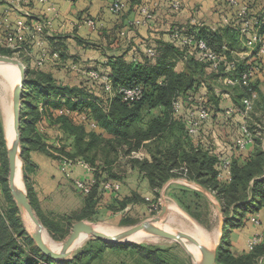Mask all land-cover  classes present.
Masks as SVG:
<instances>
[{"label": "trees", "instance_id": "16d2710c", "mask_svg": "<svg viewBox=\"0 0 264 264\" xmlns=\"http://www.w3.org/2000/svg\"><path fill=\"white\" fill-rule=\"evenodd\" d=\"M130 1L136 3L135 0ZM251 1L254 0H241L238 7L244 4L252 14L253 8L257 5ZM255 1L261 4L263 0ZM224 6L230 10H235L237 7L231 5L228 0L224 1ZM181 8L174 10L178 12ZM140 9L137 10L139 13L137 18L141 16ZM124 10L118 14L113 13L120 15ZM149 11L152 13V19L145 25H150L155 19V12L151 9ZM261 12L264 15V10ZM250 16L253 17V15ZM139 26L143 25L130 24V22L128 24V27L133 28ZM175 31L190 35L195 40H204L211 50L224 56L225 61L219 66V72L208 73L206 67L209 64L198 59L197 51L172 40L170 35ZM29 32H31L29 37H32L34 29L32 28ZM262 32L264 33V26L261 29ZM36 33L38 32L35 30V35ZM167 35L169 41L161 42L162 45L157 48V51H151L140 62L135 59L128 61L123 55L111 57L108 61L112 70L110 73L97 67H82L78 57L68 55L66 37L63 34L47 37V48H44L41 53H47L49 59L42 65H37V56L33 55L32 44L29 41L25 40L24 47L18 48L21 51L20 57L25 60L22 62L27 66L26 69L28 68L23 86L20 119L23 142L29 141L35 150L49 151L47 144L43 143V132L40 128L43 122L47 121L59 136V147L54 148L60 157L53 156V158L60 162L66 159L75 165L82 161L92 168V178L87 180L90 182L88 193H84L73 182L74 188L82 196L80 207L69 213L59 214L60 216L53 218V221L42 216L37 210L34 194L30 189L28 196L31 204L43 225L51 233H56L65 223L69 224L73 220L78 222L96 215L97 210H94V207L102 195L108 194L115 200L123 201V205L144 201L145 197H142L136 189L127 193L122 192V187L127 185L125 179L131 173L130 171L137 172L138 179L147 181L149 192L152 191L155 198L168 181L185 178L213 193L223 209L225 217L223 234L217 250V264H264V234L262 241L240 255H235L231 250L229 236L232 229L240 228L248 221L256 225L250 221L249 217L264 208V93L259 89V84L264 82V77L258 76L249 86L240 83L232 85L231 88V100L237 109L236 114H229L231 117L241 118L238 112L243 109L245 98L253 102L250 113L244 120L241 118V125L244 121L251 133L254 144L252 152L237 155L243 150L237 147L234 148L236 150L233 154L228 156L215 152L211 147L202 146L199 134L202 125L210 118L202 123L196 135L190 134L187 129V116L191 109L200 105L205 106L213 118L212 108H210L212 102L215 110L221 111L220 97L215 94L214 89L219 82L221 83V77L224 75L222 73H225L224 71L231 66V63H234V68L228 73L239 76L244 68L248 67L249 62L253 63L260 58L254 55L255 60L240 59L232 55L228 49L223 48L224 38H231V33L229 35L227 29L213 31L205 26L196 27L189 24L173 27ZM75 40L81 44L85 43L78 36ZM14 52V48L0 46L2 55L11 56ZM69 57L72 60H69ZM182 60L184 64L181 65ZM73 66L81 71L76 72ZM63 68L74 71L82 78L73 86L58 81L52 70ZM91 70L107 74L115 91L123 86H139L142 89L141 97L126 101L119 93L112 94L107 91L104 84L89 77L87 73ZM204 82L207 84L208 100L199 94V87ZM177 100L183 104L180 112L175 111ZM58 110L63 112L59 114ZM27 129H30L29 134H26ZM241 134L240 127L239 135ZM196 141L199 142L196 143ZM6 147L0 120V154L2 155L0 176L4 170L7 172ZM138 153L143 155L138 156ZM220 157L229 160V175L224 176ZM26 163L28 164L27 159ZM25 171L28 173L27 169ZM25 175L28 178L27 174ZM108 182L120 183L121 187L116 192L108 191L104 188V184ZM193 193L196 197L204 194L195 191ZM5 195L10 206L4 210L0 208V264H54L56 260L42 252L39 253V250L35 258L31 257L29 261L24 259L27 254L23 250V243L14 233V228L19 225L16 215L18 210L12 202L7 186ZM122 195L124 198L121 197ZM111 209L114 208L111 207ZM6 211H9V216L6 215ZM262 225H264V216L261 217V223L257 226ZM28 240L31 241L30 237ZM94 241L99 249L96 250L98 253L107 246L122 245L98 238ZM124 247L152 263L171 264L169 261L162 260L165 251L160 248L145 244H125ZM94 251L88 247L77 250L68 264H89L92 258L88 261L86 258L92 256Z\"/></svg>", "mask_w": 264, "mask_h": 264}, {"label": "crops", "instance_id": "0c3cea01", "mask_svg": "<svg viewBox=\"0 0 264 264\" xmlns=\"http://www.w3.org/2000/svg\"><path fill=\"white\" fill-rule=\"evenodd\" d=\"M135 1L136 3L125 0L126 8H124V12L120 15H115L111 10L112 0H0V31L7 28L5 24L12 27L19 21L26 24L30 29L33 28V36L29 37L31 32H27L24 37L26 42L29 41L32 44V53L35 57H38L44 51V48H47V37L63 34L66 37L69 56L75 55L78 57L82 67H97L107 73L112 71L108 65L111 57L123 55L128 61L135 59L140 62L151 51H157V48L162 45L161 42L169 41L167 34L171 28L189 24L196 27L205 26L213 31L227 29L229 35L231 33V38H224L223 48L228 49L237 58H253L247 45V42L252 37V32L250 30L243 32V27L245 20L252 18L250 15H253V17L260 15L264 19L263 12H261L264 10V0L261 4L255 0L251 1L257 6L253 8L252 14L247 11V15L241 14L242 6H237L235 10L226 8L224 6L225 0H178L182 6L178 12L173 8L172 0ZM142 6H147L155 12L153 23L136 28L128 27L129 22L139 16L137 10ZM224 9L227 10L225 11ZM258 13L259 15L256 16L255 14ZM260 26V28H258L259 26H254L253 28L261 33L264 24ZM35 30L38 32L36 33L37 35H35ZM125 30L126 34L122 36L121 33ZM261 34L263 35L264 33L262 32ZM76 36L82 38L85 43H78L75 40ZM69 60H72V58L69 57ZM180 64H184V60ZM64 69L67 68L52 70L55 72L54 76L58 81L73 86L82 78V76L70 69H67L71 73L68 74L67 79L65 76L61 77V72L66 71ZM218 70L210 65L206 67L208 73H218ZM224 72L221 80L226 81L228 92H223L225 90H222L216 95L220 97L219 109L222 112L221 115L226 117L223 118L225 120H218V115L221 112L215 110L214 103L212 104L211 102L210 105L213 112V122H220V125H223L222 127L228 126L230 115L236 114V112L230 113V115L227 113L229 108H235L231 100L232 85L229 86L227 80L238 77L234 76V73L229 74L228 70ZM203 86L206 87L205 99L208 100V89L205 82L199 87V94H201L200 91H202ZM259 89L264 93V82L259 84ZM214 91L216 92L215 89ZM62 112L63 110L57 111L59 114ZM215 125L214 127L216 128L217 125ZM213 136H215V132H213ZM228 139L222 140L223 142L220 143L210 136L209 140L206 142L202 141L201 145L211 147L215 152H222L229 156L235 150L231 145H228ZM198 142L196 141V143ZM215 145L217 149L214 147ZM253 150L254 144L251 142L237 155L248 154ZM55 163V161L52 163L48 161V163L44 162L43 164L41 161L42 165L37 163L38 169L36 172L39 175L34 174L36 173L35 171L31 176L28 175L29 173L27 174L33 181L34 192L39 191L47 200H54L58 196L59 191H69L68 186L71 183L73 184V182H69L70 184L65 183V177L67 176L64 173L62 176L61 171L58 170L57 166L60 168L61 165L57 164V170L53 169L52 164L55 165ZM68 170H77L80 174L78 177L82 179H86L85 176L89 177L90 174L87 173V169L78 164L71 166ZM130 172L125 179L127 185L122 187V192L127 193L130 190H134V187L140 183L139 180L142 181L143 187H146L149 192L147 181L142 178L138 179L137 172ZM67 174L70 175V178L71 174L69 172ZM134 184L136 185L134 186ZM263 234L264 225L257 226L248 222L247 225L244 224L240 228L232 229L229 235L231 250L235 255L247 252L249 243L254 236H261L262 241Z\"/></svg>", "mask_w": 264, "mask_h": 264}, {"label": "rangeland", "instance_id": "374dc122", "mask_svg": "<svg viewBox=\"0 0 264 264\" xmlns=\"http://www.w3.org/2000/svg\"><path fill=\"white\" fill-rule=\"evenodd\" d=\"M1 31H0V37H1L0 46L4 42ZM11 56L25 62V60H23V58L20 57L21 51L18 48L15 49V52ZM5 69L8 70H2L0 68V120L3 126L4 138L7 146L9 137L8 135L7 136L5 135L6 121H5L4 109L7 110L9 109L12 111L13 87L15 84L19 82V80L13 82V76H14L13 68L5 66ZM67 69H64L66 71L61 72L60 74L61 77L65 76L66 79L68 77V74H71L70 71H68ZM225 83H226L225 80H221V83L219 82L218 85L215 86V90H216L215 94H218V92L222 90H225L223 92H228V90L226 89L227 85ZM200 93L202 97H205V93H206L205 86H203V89L202 91H200ZM221 114L222 112L218 115L219 116L218 120H225L223 118L226 117H224ZM228 121L230 122L228 126L222 127L223 125H220V122L219 123L213 122V118L210 116V119L202 125V130L199 134V138H201V142L208 141L210 136H212L214 140H217L220 143L223 142L222 140H226L229 138L228 145H231L232 148H237L236 139L240 132L241 118L239 116H234L229 118ZM214 124L217 125V126L215 125L216 128L214 127ZM40 128L42 130L41 132H43V138H44L43 143L47 144L49 151L45 152V151L35 150L33 149V145L29 141L23 142V139L21 137V150H22L21 180L23 183V188L26 189L27 192H29L30 189L32 190L34 194V202L36 204L37 210L42 214V216L53 220V218L56 219L61 214L69 213L71 210L81 206L82 204L81 193H79L76 190V188H74L73 184L72 183L70 184L69 182H74L75 180L82 178L78 177V175L80 174L77 172V170L76 171L65 170L64 162H60L53 158V156L60 157V154L54 148V147H59L58 145L59 136H57L58 135L57 131L54 130L51 126H49L47 121L43 122V125ZM213 132H215V136H213ZM29 133H30V129H27L26 134ZM214 147L217 149L216 145ZM26 159L28 160V164L26 163ZM6 160H7V172L4 170L0 176V208L2 210L6 208L8 209L9 208L8 206H10L8 205L10 203L5 195V187L7 186L9 188L8 185L9 167H8V158H7V147H6ZM53 160L56 162L55 165L52 164L53 169L57 170L58 168V170L61 171L60 172L61 175L64 173L67 176L65 177L66 179L65 183H68L70 185L68 186L69 191L67 190L59 191L58 196L55 197L54 200H47V198H44V195L41 194L39 191L34 192V187L32 186L33 181L31 177L26 178L25 174L29 173L28 175L31 176L32 173L34 171L36 172L38 169L37 163L41 164V161L43 162V164L44 162L48 163V161L52 163L54 162ZM57 164L59 166L61 165L60 168L57 166ZM74 165L75 164H72V166ZM1 168H2V155L0 154V169ZM29 168L30 170L28 171ZM26 169L28 173H26L25 171ZM67 172L71 174L70 178H69L70 175H68ZM87 173H90L89 177L92 178V171H88ZM34 174H37V172ZM89 177L85 176L86 180H90L87 179ZM139 181L140 183L137 186H135L136 184H134L135 186L134 188L136 189L137 192H139L142 195V197L143 196L145 197L144 201L140 200L137 203L135 202L127 203L126 205H123V201L115 200L111 198L108 194H106L105 196L102 195L99 202L94 207V210H97V214L91 218L90 217L84 218L83 220L93 225H103V226L111 227L115 230L122 231L127 228H130L133 225H136L145 220L155 217L161 211L162 206L165 205L167 206V213L158 223L159 226L165 228L170 227L174 232L181 231L188 234L189 233L188 230H190L193 222L210 234L215 235L219 233L218 226L220 222V217L216 205L220 203L217 200V198L214 196V194L210 193V191H206V189L200 187L197 183L193 181H188L185 178H175L168 181L164 185V187L161 190H159L158 196L157 198H155V195L152 193V191L148 192L147 188L143 187L142 181L141 180ZM194 191L199 193L203 192L204 194H202V196L196 197L193 195ZM121 197L124 198L123 195ZM11 199L12 202L15 204L12 196ZM171 204H175L181 210L180 215L175 216L171 213V211L168 208ZM109 206H111L114 209H111V207ZM8 212L9 211H6L7 216H9ZM16 215L19 219V225L18 227L14 228V233L16 237L23 243V250H25L26 254L28 255V257L27 255H25L24 259L29 261L31 257L35 258V255L38 254L37 250H39V253H41L42 251H40V249L35 244L34 240L31 238V232L33 230L29 228V225L25 220L26 216L21 214L19 210ZM76 221L77 220H73L69 224L65 223L56 233H51L48 230V228L45 227L46 233L50 236V238H52V240H54V242L58 244H62L69 235L72 225ZM248 223L250 222L248 221ZM29 237L31 241L28 240ZM94 240L95 238L90 237L81 246L76 247L74 250L75 252L77 250H82L85 247H88L91 250H95L92 253V256L86 258L87 261L90 260V258H92L89 264H155L152 263L150 260L142 259L136 253L129 251L126 247H124L125 244H129V245L145 244L160 248L161 250L165 251L162 260L165 262L169 261L171 264H194L193 259L196 260L193 256H192L193 259L191 258V256L187 253V251L183 248V246L180 243L160 237L158 238V240L152 242L129 241L122 245H118V247L107 246L100 253L96 251L99 249L96 247ZM60 247L61 245H59L58 248ZM74 252L69 258L63 260H56L54 264H68L69 261L73 258Z\"/></svg>", "mask_w": 264, "mask_h": 264}, {"label": "built area", "instance_id": "2783aa9c", "mask_svg": "<svg viewBox=\"0 0 264 264\" xmlns=\"http://www.w3.org/2000/svg\"><path fill=\"white\" fill-rule=\"evenodd\" d=\"M228 2L231 5L238 6L241 0H228ZM173 8L175 10H179L181 8V4L178 0H172ZM241 14L247 15L248 8L246 5H241ZM125 8V2L123 0H112L111 3V10L114 13H120ZM141 16L135 20H131L130 24H136V25H145L149 20L152 19V13L149 11V8L147 6H142L140 9ZM262 16L252 17L251 19H246L244 22L243 32H247L250 30L252 32L251 39L247 42L248 47L251 50V57L260 58V60H255L256 57L252 58L255 60L253 63L249 62L248 67L244 68V70L240 73V75L237 78H230L227 80V83L229 85H236V84H242L244 86H249L253 80L257 79L258 76L264 77V35L259 33L258 31L253 28L254 26H259L260 28L261 24H264V19L261 18ZM253 19V20H252ZM7 26L4 31L2 30V35L4 42L2 45L11 47V48H23V42H25L26 38L24 35L26 32H29L31 29L26 26L23 22L19 21L16 23L15 26L10 27L8 24H5ZM39 29L40 27L37 26ZM121 35H125V31H122ZM170 38L174 41H177L179 44L183 46H188V48H191L194 51H197L198 59L201 62L208 63L212 68L218 69L219 66L223 61H225L224 56L217 54L215 51L211 50L207 43L202 40H195L190 35H184L183 33L179 31H175L171 33ZM254 53V54H253ZM31 55V54H30ZM57 54H55L56 56ZM32 56V55H31ZM49 59V55L45 52L41 53L38 57H36V63L37 65H42L46 60ZM232 68H234V63H231V66L227 67V70L230 71ZM73 69L76 72H80L81 70L73 66ZM86 73V72H83ZM89 77L93 80H97V82L104 84L107 91L111 92L112 94L115 92L122 95L124 100L126 101H133L136 99H139L142 95V89L139 86H133V87H127L123 86L118 88V90H114L112 81L108 77L107 74H101L96 70H91L87 73ZM252 100L249 98H245L243 100V109H241L239 115L244 120V118L250 113L252 110ZM183 107V104L181 101L177 100L175 102V111L180 112ZM237 112V109L235 108H229L227 110V113H233ZM210 118V111L207 107L200 105L199 107H196L194 109H191L189 111V114L187 116V129L190 134L196 135L199 133V130L201 129V125L204 121L208 120ZM42 126V125H41ZM241 127V135H239L236 139V146L238 149H245L246 146L252 142L251 133L248 130L246 124L242 123ZM138 156H141L142 153H138ZM221 160V168L223 170L224 176L230 174L229 170V160H227L225 157H220ZM64 167L65 170H68L73 162L69 160H64ZM79 165L83 166L88 171H92V168L88 166V164L79 161ZM91 180V179H90ZM75 184L79 189H81L84 193H88L90 189V182L87 180L78 179L74 181ZM121 185L117 182H108L104 184V188L108 191L116 192L120 189ZM264 216V208L257 214L251 215L249 217L250 221L253 222L256 225H259L261 223V217ZM261 236H254V238L249 243V249H252L255 244L259 243L261 241Z\"/></svg>", "mask_w": 264, "mask_h": 264}, {"label": "water", "instance_id": "95a60500", "mask_svg": "<svg viewBox=\"0 0 264 264\" xmlns=\"http://www.w3.org/2000/svg\"><path fill=\"white\" fill-rule=\"evenodd\" d=\"M0 65L18 67L20 72L19 82L14 85L12 92V135L7 144L9 190L19 212L34 223L35 229L31 232V238L43 254L54 260H63L69 258L73 254L76 244L82 236L103 239L112 244H124L129 242V238L134 234L146 231L151 235L180 243L192 259V255L187 250V243L197 245L200 249L201 256L198 260L193 259L194 264H217V250L219 242L222 238L224 226L223 209L220 204L216 205L220 217L218 226L220 234L218 242L213 248H209L206 245L201 244L196 238L185 232H172L159 226L158 223L167 211V207L165 205L162 206L161 211L155 217L133 225L130 228L122 230L114 235L99 232L95 230L93 224L80 220L73 224L69 235L61 244L60 248L54 249L49 247L44 239L46 228L33 208L27 190L17 185L18 170H20V172L22 171L20 119L23 104V86L27 75V69L25 64L20 59L7 55H0ZM5 135L7 136V128Z\"/></svg>", "mask_w": 264, "mask_h": 264}, {"label": "bare ground", "instance_id": "6f19581e", "mask_svg": "<svg viewBox=\"0 0 264 264\" xmlns=\"http://www.w3.org/2000/svg\"><path fill=\"white\" fill-rule=\"evenodd\" d=\"M0 66H1L0 68L2 70H8V69H5V66L13 68V73H14L13 82L20 79V72H19L18 67L9 66V65H0ZM5 108H7V107H5ZM4 114H5L7 135H8L9 140H10L11 135H12V111L9 109L8 110L4 109ZM17 185L19 187L23 188L20 170H18V173H17ZM168 208L171 211V213L175 216L181 214V210L175 204H171ZM166 213H167V211H166ZM25 220H26L27 224L29 225V228L34 230L35 229L34 223H32V221H30V219H28L26 217H25ZM28 220H29V222H28ZM93 226H94L95 230H97L99 232H103L105 234H113L114 235V234L121 232V230H115L111 227H107V226H103V225H93ZM163 228L165 230L174 232L170 227H167V228L163 227ZM188 232H189L188 233L189 235L193 236L201 244H204L209 248H213L217 244L218 239H219V234H220V233H217L215 235L210 234V233L206 232L205 230H203L201 227H199L196 223H193V222H192L191 228H190V230H188ZM89 238H90L89 236H82L78 240L76 247L81 246ZM158 238L159 237L151 235V234L147 233L146 231H141V232H138V233L134 234L133 236H131L129 238V240L135 241V242H152V241L158 240ZM44 239H45V242L47 243V245L51 248L58 249L59 245H61V244L54 242V240H52V238H50V236L46 233V231L44 233ZM187 250L190 252V254L196 260L200 259L201 252H200V249L197 245L188 243Z\"/></svg>", "mask_w": 264, "mask_h": 264}]
</instances>
